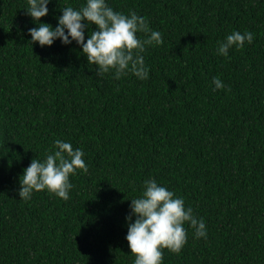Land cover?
Segmentation results:
<instances>
[{
    "label": "trees",
    "instance_id": "trees-1",
    "mask_svg": "<svg viewBox=\"0 0 264 264\" xmlns=\"http://www.w3.org/2000/svg\"><path fill=\"white\" fill-rule=\"evenodd\" d=\"M83 2L52 0L41 21L55 27ZM108 3L161 32L143 53L149 79L101 78L75 42L31 44L27 0H0V264H133L125 217L149 178L208 230L194 239L186 224L187 244L164 249L163 264H264V0ZM245 30L252 44L216 54ZM57 139L83 149L88 172L70 176L67 201L20 200L23 169Z\"/></svg>",
    "mask_w": 264,
    "mask_h": 264
},
{
    "label": "clouds",
    "instance_id": "clouds-1",
    "mask_svg": "<svg viewBox=\"0 0 264 264\" xmlns=\"http://www.w3.org/2000/svg\"><path fill=\"white\" fill-rule=\"evenodd\" d=\"M52 0H27L26 14L37 25L28 29L31 44L38 42L41 47L52 46L59 39L63 45L75 42L82 50L90 66L95 65L96 73L103 77L112 73L120 80L129 74L139 80L149 79V68L143 53L148 46L163 44L161 32L152 30L145 17L129 10L127 14L114 10L108 0H84L78 7H62V15L56 19L57 25L42 22L49 13ZM92 25L95 28L86 30ZM138 33H144L141 39ZM255 34L245 30L233 31L222 41H218L216 54L228 57L229 50L244 48L252 44ZM213 90L227 86L219 78L212 80ZM82 148H73L69 141L57 139L50 153L44 159L33 158L23 169L19 178L18 195L28 201L34 192L46 190L49 194L67 201L74 185L70 176L77 170L88 172ZM134 218V219H133ZM130 254L133 264H163L164 249L180 254L188 242V227L194 230V239H207V225L202 217L194 214L191 206H186L183 197L159 183L155 178L143 181L140 194L131 198L129 212L125 217Z\"/></svg>",
    "mask_w": 264,
    "mask_h": 264
}]
</instances>
